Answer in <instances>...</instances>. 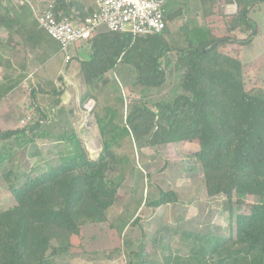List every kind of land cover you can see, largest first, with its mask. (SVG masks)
<instances>
[{"label":"trees","instance_id":"trees-1","mask_svg":"<svg viewBox=\"0 0 264 264\" xmlns=\"http://www.w3.org/2000/svg\"><path fill=\"white\" fill-rule=\"evenodd\" d=\"M216 1L201 0L203 19L212 15ZM243 1L246 6L237 17L222 16L221 21L226 32L231 30L229 22L243 26L241 30L248 33L245 39L221 34L223 27L210 21V27H197V33L185 39L188 42L181 48L171 46L163 32L144 39L143 46L135 48L126 34L101 33L88 41L91 56L88 61H78V65L91 92L109 84L106 74L115 70L119 58L120 63L132 65L137 72L142 65L150 66L151 70L144 72L147 79L140 77L135 82L149 88L159 87L166 77L162 59L165 65L177 63L179 68L177 95L171 101L156 103L154 112L139 101L131 103L123 122L115 120L113 111L109 119L95 117L102 138V151L96 159L87 158L76 134L64 131V126L55 125L62 129L57 136L36 133L45 114L32 125L0 131V167L11 159L13 147L24 148L39 139L73 147L55 165L33 169L35 174L26 173L23 180L19 178L23 170H9L3 175L10 181L15 205L0 211V264H54L53 257L69 252L72 238L80 236L82 225L104 222L118 189L106 175L117 159L115 150L126 138L138 149L196 141L194 158L207 197L224 195L229 208L233 195L259 199L248 214L234 216V235L227 239L183 233V246L190 242L189 256L182 264H264V90H247L243 81L245 66L237 46L249 45L257 35V25L247 17L246 10L254 1ZM53 2L56 14L71 16L78 23L91 12L80 3ZM176 15L167 14L166 20ZM180 30H186L185 36L191 33L185 26ZM227 47L232 53L223 52ZM133 50L138 51L137 63L126 57ZM171 52L176 54L174 63L168 59ZM235 203L242 204L239 200ZM137 257L129 264L145 262L139 253ZM177 259L173 264H178Z\"/></svg>","mask_w":264,"mask_h":264},{"label":"rangeland","instance_id":"rangeland-1","mask_svg":"<svg viewBox=\"0 0 264 264\" xmlns=\"http://www.w3.org/2000/svg\"><path fill=\"white\" fill-rule=\"evenodd\" d=\"M66 1L80 3L84 7L89 5V0ZM182 1L165 2L166 15L174 13L177 14L175 18H180H174L172 24L167 21L166 25L174 33L168 36L165 28L164 37L169 43L173 38L171 46L178 48L186 46L184 40L197 33V24L202 21L201 0L200 5L198 0H188L189 5ZM251 1H254L251 17L257 25V35L253 36L249 45L240 49L237 46L240 61L245 66L244 85L250 91L264 90V0ZM43 4V0H0V21H4L6 16H13L11 27L21 25L16 30L19 33L14 36V51H6L14 66L10 69L13 77L9 78L17 80L19 85L9 92L1 88L3 85L0 86L1 131L32 125L39 120L40 114H45L42 127L36 133L46 137L57 136L64 126V131L76 134L87 158L96 159L102 151V138L95 117L108 118L109 112L113 111L116 121H122V117L124 121L131 103L139 101L154 112L156 103L171 101L177 95L179 68L177 63L165 65L166 60L162 59L166 77L159 87L149 88L135 85V82L140 77L147 79L144 72L151 70L150 66L142 65L137 72L132 65L119 60L115 70L106 74L109 84L91 92L78 70L76 58L73 56L71 61L64 62L58 44L35 26L37 21L32 9L38 12ZM211 13L212 17L220 15L213 9ZM236 23H228V28L234 32L220 28L221 34L245 39L248 33L244 34L241 30L243 26ZM180 24L190 29L191 33L187 32L185 36L186 30L178 31ZM6 32L7 29L0 28L1 35ZM213 35L219 34L213 32ZM21 40L22 45L19 44ZM137 40L132 44L133 48L142 45L144 39ZM223 52L228 54L232 50L227 47ZM137 56V50L126 54L127 59L134 63L138 61ZM168 57L173 63L176 61L175 52ZM89 100H92L93 106L86 109ZM65 143L39 139L24 148H12L11 162L7 160L0 167V211L15 205L9 190L10 181L3 175L9 170H23L19 177L23 180L26 173L35 174L33 169L55 165L73 150ZM133 144L130 138H126L121 148L115 150L117 159L111 162L106 175V180L118 185L115 203L107 211L106 220L82 225L80 236L72 238L69 252L53 257L54 264H129L131 258H138V253L145 262L133 264H173L176 258L175 262L182 264L189 254L190 242L187 240L183 246V233L209 234L227 239L234 235V216L248 214L251 205L259 203L256 197L233 195L229 208L226 196L207 197L200 167L194 158L198 150L196 141L143 149ZM237 200L242 204L235 203ZM229 211L232 218H229ZM151 239L156 242L149 243Z\"/></svg>","mask_w":264,"mask_h":264},{"label":"built area","instance_id":"built-area-1","mask_svg":"<svg viewBox=\"0 0 264 264\" xmlns=\"http://www.w3.org/2000/svg\"><path fill=\"white\" fill-rule=\"evenodd\" d=\"M91 12L83 21L56 14L49 0L38 12L32 9L39 29L58 44L64 62L72 59L71 51L77 45L88 43L101 33L126 34L131 43L162 33L167 24L166 0H92ZM120 58L118 59V61ZM92 100L85 108L91 109Z\"/></svg>","mask_w":264,"mask_h":264},{"label":"crops","instance_id":"crops-1","mask_svg":"<svg viewBox=\"0 0 264 264\" xmlns=\"http://www.w3.org/2000/svg\"><path fill=\"white\" fill-rule=\"evenodd\" d=\"M47 1H49V0H43V3L45 4ZM184 1H185L186 5L190 4L188 0H187V2H186V0H183L182 1L183 4H184ZM199 2L200 1L198 0V5H200ZM44 4L42 6H40V7H44ZM92 6H93V2H92V0H89V5L87 7H85V10H88V9L92 10ZM238 6L240 8H237ZM244 6H246V3L243 0H217L216 1V6L213 8V10L214 11L217 10L220 13V15L219 16H213V17H212V15L209 16V17H212L211 20L209 18L208 19H203V17H202V21L197 24V27L204 28L205 26H208L207 23H209L210 21H213V22L216 21L217 25L219 27L221 26V27L224 28L225 27L224 23H223L224 21H221L222 20L221 17L222 16L223 17H227V18L234 17L235 14L237 13V11L239 12ZM251 6L249 4V6L246 7V10H247V17L252 21L253 19L251 17V12L253 11V9H251ZM198 8H199V6H198ZM199 9L201 11V7ZM12 17L6 16V17H4V18H6L4 21H0V28H4L5 31L7 29L6 33H3L2 35L0 34V47L1 48L3 47L2 49H0V80H1L0 83H2V84H0V86L3 85V87H1V88L7 89L8 92L11 91L12 89H14L15 86L19 85V83H17V80H14L13 78H11V77H13V75L11 74L12 72H11L10 69L14 68V66H13V64H11V62H12L11 57L9 55L7 56V52L14 51V47H15V44H16L14 36L19 33L16 30H18L20 28V26H21V25H19V26H15L14 25V27L12 28L11 26L14 23V20L12 21ZM179 18L180 17H177L175 19H179ZM198 18L199 17H197L196 19H198ZM173 21H174V18L172 20H170V23L172 24ZM226 21H227V19H225V22ZM253 22H255V21H253ZM168 24H169V22H168ZM182 26H185V25H181L180 24V27H182ZM180 27L178 28V31L180 30ZM166 31L168 33V36H170L172 33H174L173 32L174 30L170 29L168 27V25L166 27ZM232 32H234V31H232ZM243 32H244V34H246L245 31H243ZM3 35H5V36H3ZM239 38H241V37H239ZM169 39H170V37L168 38V40ZM172 39H170V43L168 42L170 45H171ZM22 41L23 40H21V42L19 41V44L22 45L23 44ZM184 44H186L185 40H184ZM72 51L74 52V53H72V58L74 56L77 59V61L75 60L76 65H78V61H88L90 56H91V50H90L89 43H82L80 45H77V46H75L73 48ZM7 76H8V78H7ZM9 76H11V77L9 78ZM4 78L6 79L5 82H3ZM24 80L25 79L23 78V81ZM6 95L7 94H5V96ZM2 97H4V93L2 94ZM1 130H2V126L0 125V131ZM8 130H14V129H9L8 128Z\"/></svg>","mask_w":264,"mask_h":264}]
</instances>
